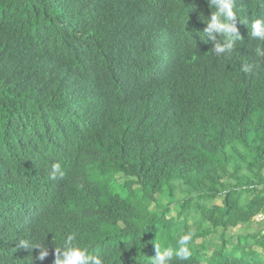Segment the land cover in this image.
<instances>
[{
  "label": "trees",
  "instance_id": "16d2710c",
  "mask_svg": "<svg viewBox=\"0 0 264 264\" xmlns=\"http://www.w3.org/2000/svg\"><path fill=\"white\" fill-rule=\"evenodd\" d=\"M210 7L0 0V264H53L70 233L104 264H151L186 233L174 264H264V231L230 234L264 214V0H236L227 57L201 34Z\"/></svg>",
  "mask_w": 264,
  "mask_h": 264
},
{
  "label": "clouds",
  "instance_id": "9594fccd",
  "mask_svg": "<svg viewBox=\"0 0 264 264\" xmlns=\"http://www.w3.org/2000/svg\"><path fill=\"white\" fill-rule=\"evenodd\" d=\"M212 9L211 17L207 18V27L201 33L203 37L213 44L212 53L216 57L231 56L236 50L237 41L240 36L233 23L237 17L236 0H208ZM251 37L264 42V19L257 18L252 21L250 26ZM200 34V36H201ZM259 56L264 57V49L257 48ZM248 70L247 67L244 69ZM49 178L56 180L63 178L65 173L60 161L51 162L47 169ZM191 233L181 235L178 239V247L173 250L165 248L161 250L160 245H155L156 256L153 257L151 264H174V261H187L190 258L188 244L191 241ZM17 248L29 251L38 249L36 259L43 261L49 254L48 246L39 242L33 243L30 240L22 239L18 242ZM53 264H104L102 258L89 255L88 249L81 245L75 233L68 234L60 247H55V259Z\"/></svg>",
  "mask_w": 264,
  "mask_h": 264
},
{
  "label": "crops",
  "instance_id": "0c3cea01",
  "mask_svg": "<svg viewBox=\"0 0 264 264\" xmlns=\"http://www.w3.org/2000/svg\"><path fill=\"white\" fill-rule=\"evenodd\" d=\"M264 231V222L262 223H253V226L251 228V230H247L246 227L244 225H241L239 228L237 229H232L230 230V234L233 236V237H239L240 235H247L248 232H263Z\"/></svg>",
  "mask_w": 264,
  "mask_h": 264
},
{
  "label": "rangeland",
  "instance_id": "374dc122",
  "mask_svg": "<svg viewBox=\"0 0 264 264\" xmlns=\"http://www.w3.org/2000/svg\"><path fill=\"white\" fill-rule=\"evenodd\" d=\"M125 180H127L125 177H123V176H118V181H120V182H124ZM222 200H223L222 198H218V199L216 200L215 203H216L217 205H221V204H222ZM153 208H154V207H153ZM173 215H177V214H176V213H173ZM200 241H201V240H200ZM196 244L199 246V245L202 244V241H201V242H197ZM229 244L232 245V241H230ZM204 264H208V263H207V262H204Z\"/></svg>",
  "mask_w": 264,
  "mask_h": 264
},
{
  "label": "built area",
  "instance_id": "2783aa9c",
  "mask_svg": "<svg viewBox=\"0 0 264 264\" xmlns=\"http://www.w3.org/2000/svg\"><path fill=\"white\" fill-rule=\"evenodd\" d=\"M255 222L262 223L264 222V214H259L254 218Z\"/></svg>",
  "mask_w": 264,
  "mask_h": 264
}]
</instances>
